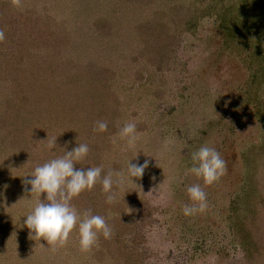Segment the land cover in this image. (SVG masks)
Here are the masks:
<instances>
[{"label": "rangeland", "instance_id": "rangeland-1", "mask_svg": "<svg viewBox=\"0 0 264 264\" xmlns=\"http://www.w3.org/2000/svg\"><path fill=\"white\" fill-rule=\"evenodd\" d=\"M0 1L9 2L3 5L13 17H25L17 26L43 60L63 70L71 61L82 84L98 78L109 119L87 168L102 167L101 180L111 171L116 193L106 203L98 181L71 201L78 213L91 209L112 229L111 238L100 235L89 252L80 250L78 228L54 252L46 240L29 239L24 221L39 197L25 181L36 166L15 157L0 122V264H264V80L256 90L259 114L252 101L244 110L222 103L225 97L239 101L247 73L215 34L211 4L220 8L228 0H22L19 8ZM56 40L63 42L52 48L58 52L45 55L44 43ZM2 80L0 121L7 119L11 90ZM127 122L136 124L133 148L118 135ZM53 136L38 128L32 144L48 151ZM204 145L227 167L210 186L187 172L192 153ZM146 160L142 177H127L129 162ZM117 173H124L122 183ZM193 184L204 188L207 207L185 216Z\"/></svg>", "mask_w": 264, "mask_h": 264}, {"label": "trees", "instance_id": "trees-1", "mask_svg": "<svg viewBox=\"0 0 264 264\" xmlns=\"http://www.w3.org/2000/svg\"><path fill=\"white\" fill-rule=\"evenodd\" d=\"M6 3L9 4L0 1V29L5 33V40L0 42V78L10 82L8 86L11 89L4 102L7 119L0 121L8 131L6 144L15 152L17 159L24 157L37 167L48 162V155L42 158L46 152L54 159L84 143L89 147V156L77 165L79 169L87 170L89 158L97 157L98 142L102 141L104 135V132H94L93 128L97 121L107 122L109 119L105 113L107 103L103 97L99 98L98 78H88L82 84L77 75L71 72L74 66L71 61L66 60L64 70L57 69L58 65L53 61L43 60L44 55L40 57L33 52V42H28V37L21 34L17 26L18 19L23 22L25 17L17 14L13 17L10 10L4 7ZM215 4L211 6L216 9L215 34L221 39V48L237 56L247 70L244 84L237 94L239 101L236 97L231 100L225 97L222 103L230 101L234 107L244 110L254 102L252 109L256 110L253 113L259 114L262 100L256 98V90L264 80V0H228L220 8ZM189 19L193 21L186 24L188 26L194 23V16H189ZM25 29L30 32L27 24ZM31 41L34 40L31 38ZM47 42L44 43L45 55L51 49L52 54L48 56H55L54 52L58 50L53 49L59 48L63 42ZM221 113L218 112L213 120H219ZM37 127L55 134L52 140H57L53 149L48 148L47 151L32 144ZM38 197L45 200L42 195ZM249 246L248 240L246 249Z\"/></svg>", "mask_w": 264, "mask_h": 264}, {"label": "clouds", "instance_id": "clouds-1", "mask_svg": "<svg viewBox=\"0 0 264 264\" xmlns=\"http://www.w3.org/2000/svg\"><path fill=\"white\" fill-rule=\"evenodd\" d=\"M14 7H21L22 0H11ZM5 40V33L0 29V42ZM106 121H97L93 128L94 132L107 131ZM119 138L126 141L128 148L135 147L138 139L135 122H127L120 129ZM56 140L49 142V149L56 146ZM115 142V140H114ZM89 153L87 144H78L72 151L63 156L51 159L41 166L35 167L33 177L26 180L31 185V193L42 195L46 193L45 200H39L33 210L27 214L24 221L29 231V239L40 241L46 240L49 248L54 252L63 247L69 240L70 234L78 228L79 246L82 252H89L96 244L100 235L110 239L112 229L105 218L93 215L91 209L85 210L81 215L72 206L71 201L80 196L84 191H91L98 181L102 183V191L106 195V203L112 204L116 199L113 189V173L110 171L101 180L102 167H90L87 170L75 168ZM192 167L187 170L197 178L202 179L205 186L218 182L226 174L225 160L220 153L208 145L201 146L192 153ZM149 166L146 160L144 164H132L127 168L128 178H140ZM119 179L116 183H122L124 173L116 174ZM28 189L26 188V191ZM187 194L191 201L190 205L183 207L185 216H192L203 212L206 207V192L200 184L187 187Z\"/></svg>", "mask_w": 264, "mask_h": 264}]
</instances>
